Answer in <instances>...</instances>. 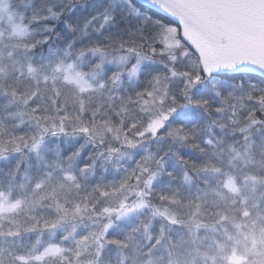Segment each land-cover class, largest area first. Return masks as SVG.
<instances>
[{
    "label": "snow or ice",
    "instance_id": "snow-or-ice-1",
    "mask_svg": "<svg viewBox=\"0 0 264 264\" xmlns=\"http://www.w3.org/2000/svg\"><path fill=\"white\" fill-rule=\"evenodd\" d=\"M13 154L0 264H264V0H0Z\"/></svg>",
    "mask_w": 264,
    "mask_h": 264
},
{
    "label": "trees",
    "instance_id": "trees-1",
    "mask_svg": "<svg viewBox=\"0 0 264 264\" xmlns=\"http://www.w3.org/2000/svg\"><path fill=\"white\" fill-rule=\"evenodd\" d=\"M18 160H20V157L18 155L13 154L12 156L9 157V159L6 162H0V170L3 171L8 170L12 166H14ZM29 164L32 165V170L35 171L37 166V159L34 155H30V157L27 160H25L21 166L22 168H28ZM122 164L127 165L128 161L127 160L122 161Z\"/></svg>",
    "mask_w": 264,
    "mask_h": 264
}]
</instances>
